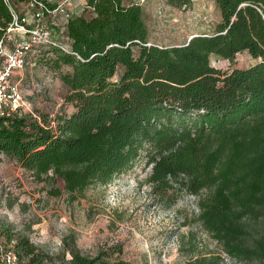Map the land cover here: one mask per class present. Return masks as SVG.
Wrapping results in <instances>:
<instances>
[{
    "label": "trees",
    "instance_id": "trees-1",
    "mask_svg": "<svg viewBox=\"0 0 264 264\" xmlns=\"http://www.w3.org/2000/svg\"><path fill=\"white\" fill-rule=\"evenodd\" d=\"M213 1L221 14L214 34L161 47L149 42L142 6L89 0L27 62L68 68L60 80L73 112L0 119V154L38 182L62 181L73 200L144 161L162 203L198 198L199 222L221 247L185 264H264V0ZM11 23L0 0V40ZM245 52L257 61L248 68L211 65L212 56L233 62ZM8 238L27 264L44 263L28 240ZM67 251L63 264H133L121 248L94 257L76 245Z\"/></svg>",
    "mask_w": 264,
    "mask_h": 264
},
{
    "label": "rangeland",
    "instance_id": "rangeland-1",
    "mask_svg": "<svg viewBox=\"0 0 264 264\" xmlns=\"http://www.w3.org/2000/svg\"><path fill=\"white\" fill-rule=\"evenodd\" d=\"M188 8L170 6L167 0H148L142 6L149 42L161 47L182 46L198 35H212L221 22L213 0H192ZM257 61L248 53L233 62L211 57V65L224 72L248 68ZM47 63L29 67L18 75L26 101L25 112L39 110L55 116L72 113L65 103L67 88L60 74ZM151 168L144 161L108 185H94L73 200L64 184L38 182L14 160L0 154V233L8 241L28 240L45 259L43 264H63L76 245L94 257L121 248L122 258L133 264H185L198 254L222 253L199 222L198 198L182 194L171 205L162 203L146 182ZM57 190L63 193L56 196ZM8 238V239H7ZM226 257V256H224ZM226 264H236L226 259Z\"/></svg>",
    "mask_w": 264,
    "mask_h": 264
},
{
    "label": "built area",
    "instance_id": "built-area-1",
    "mask_svg": "<svg viewBox=\"0 0 264 264\" xmlns=\"http://www.w3.org/2000/svg\"><path fill=\"white\" fill-rule=\"evenodd\" d=\"M17 1L27 7V15L20 13ZM72 1L62 0L52 6L46 0H4L12 23L0 40V119L27 114L22 80L18 75L27 68L28 56L34 48L54 43L56 33L51 24L59 17L63 24L71 19ZM132 1L143 6L148 0ZM0 264H27L20 258L15 242L6 241L1 234Z\"/></svg>",
    "mask_w": 264,
    "mask_h": 264
},
{
    "label": "crops",
    "instance_id": "crops-1",
    "mask_svg": "<svg viewBox=\"0 0 264 264\" xmlns=\"http://www.w3.org/2000/svg\"><path fill=\"white\" fill-rule=\"evenodd\" d=\"M50 5L55 6L62 0H46ZM89 2V0H73L70 6V11L72 13V16H78L81 15L84 12L86 4ZM18 10L20 11L21 14L27 15V7L24 4H19L18 5ZM52 25V28H54L55 33L57 31L61 30V27L63 25V19L61 17L57 18L54 25Z\"/></svg>",
    "mask_w": 264,
    "mask_h": 264
}]
</instances>
